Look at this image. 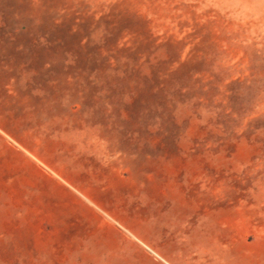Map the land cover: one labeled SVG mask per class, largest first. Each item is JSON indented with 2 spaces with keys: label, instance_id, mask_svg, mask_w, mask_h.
I'll use <instances>...</instances> for the list:
<instances>
[{
  "label": "rangeland",
  "instance_id": "374dc122",
  "mask_svg": "<svg viewBox=\"0 0 264 264\" xmlns=\"http://www.w3.org/2000/svg\"><path fill=\"white\" fill-rule=\"evenodd\" d=\"M0 264H264V0H0Z\"/></svg>",
  "mask_w": 264,
  "mask_h": 264
}]
</instances>
